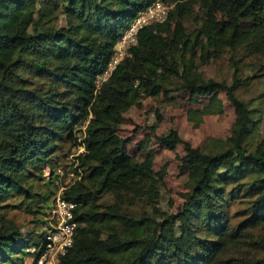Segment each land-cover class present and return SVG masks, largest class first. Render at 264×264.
Here are the masks:
<instances>
[{"label": "trees", "instance_id": "1", "mask_svg": "<svg viewBox=\"0 0 264 264\" xmlns=\"http://www.w3.org/2000/svg\"><path fill=\"white\" fill-rule=\"evenodd\" d=\"M158 1L0 0V264L43 237L32 234L58 196L76 204L77 224L59 264H264V100L238 92L264 80V0H173L99 81L134 17ZM212 65L231 80L207 75ZM219 92L235 115L219 148L172 127L155 136L184 146L187 192L168 212L162 171L134 160L116 125L142 97L186 93L196 104L214 93L207 112ZM62 162L70 177L58 186ZM13 211L29 217L26 231Z\"/></svg>", "mask_w": 264, "mask_h": 264}, {"label": "rangeland", "instance_id": "2", "mask_svg": "<svg viewBox=\"0 0 264 264\" xmlns=\"http://www.w3.org/2000/svg\"><path fill=\"white\" fill-rule=\"evenodd\" d=\"M165 1L171 5L173 0ZM230 73L229 69L226 67L220 69L218 65L216 67L212 65L206 70L207 75L214 77L223 75L228 81L231 80ZM238 92L240 97L245 100L253 98L257 100L259 99L258 95H262L261 98L264 100V80L256 79L249 84V87L240 88ZM217 95L221 101L220 108H211L207 112L202 111V108L209 103L214 93L207 94L196 104L187 100L186 93H175L171 97L165 96L163 93L153 97H142L139 99V104L132 105L122 114L120 123L116 125V132L125 139L126 149L130 156L137 161L150 158L154 169L162 171L164 189L161 207L168 212H176L180 209L187 192L188 176L178 168L184 154V146L180 143L173 150L166 149L155 140V136L166 134L172 127L183 141L189 142L195 147L205 150L219 148L231 133L235 115L223 92H219ZM262 106L264 107V103ZM157 108L161 115L160 119L154 112ZM261 130L264 133V119L261 122ZM82 150L79 149V151ZM74 151L72 149V152ZM69 159L68 155L67 160ZM62 164L63 162L58 166L57 172L64 176ZM46 172L48 173V168H46ZM69 177L67 173L56 183L60 186L67 182ZM9 216L13 217L16 224L21 226L24 231L28 229V216L16 211L9 213ZM34 230L33 241L44 229L39 226ZM23 238L17 241V246L23 241ZM28 244L27 242L26 245ZM26 245H22L21 250L14 254L6 264H30L31 259L26 254Z\"/></svg>", "mask_w": 264, "mask_h": 264}, {"label": "built area", "instance_id": "3", "mask_svg": "<svg viewBox=\"0 0 264 264\" xmlns=\"http://www.w3.org/2000/svg\"><path fill=\"white\" fill-rule=\"evenodd\" d=\"M173 6V2L170 5L166 1H158L137 13L119 39L114 54L109 60L107 68L99 77V81L106 79L116 64L129 55L128 48L136 43L137 31L143 26L164 21ZM75 206V203L67 202L59 196L56 198L50 220L47 224L41 225L44 229L43 237L37 243L26 248V252L31 259L30 264L60 263L61 258L66 255L73 243L77 225L72 215V209Z\"/></svg>", "mask_w": 264, "mask_h": 264}]
</instances>
